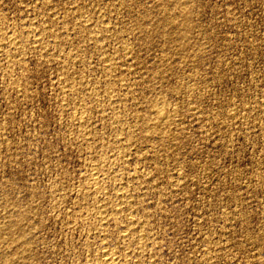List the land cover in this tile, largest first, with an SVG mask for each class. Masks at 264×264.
<instances>
[{
  "label": "rangeland",
  "instance_id": "rangeland-1",
  "mask_svg": "<svg viewBox=\"0 0 264 264\" xmlns=\"http://www.w3.org/2000/svg\"><path fill=\"white\" fill-rule=\"evenodd\" d=\"M0 31V259L264 264V0H0ZM117 183L126 240L91 214Z\"/></svg>",
  "mask_w": 264,
  "mask_h": 264
},
{
  "label": "bare ground",
  "instance_id": "bare-ground-1",
  "mask_svg": "<svg viewBox=\"0 0 264 264\" xmlns=\"http://www.w3.org/2000/svg\"><path fill=\"white\" fill-rule=\"evenodd\" d=\"M185 15V14H184ZM101 21V20H100ZM166 21V20H165ZM164 21V22H165ZM32 22V21H31ZM29 24V23H28ZM31 24V23H30ZM84 25V24H83ZM42 26H44V25H42ZM42 26H41V28H42ZM47 26V25H46ZM34 27V26H33ZM45 27V26H44ZM40 28V27H39ZM39 28H37V29H39ZM46 28V27H45ZM49 28V27H48ZM36 29V30H37ZM44 29V28H43ZM41 30V29H40ZM23 31V30H22ZM27 31V30H26ZM33 31V30H32ZM1 32V31H0ZM19 32V31H18ZM40 32V31H39ZM48 32V31H47ZM3 33V32H2ZM2 33H0V34H2ZM31 33V32H30ZM41 33V32H40ZM43 33V32H42ZM9 34V33H8ZM17 34V33H16ZM20 34H22V33H20ZM46 34V33H45ZM92 34V33H91ZM98 34V33H97ZM32 34H30V36H31ZM37 35V34H36ZM1 36V35H0ZM40 36H42V35H40ZM3 37V36H2ZM19 37V36H18ZM24 37V36H23ZM21 38V37H20ZM25 38V37H24ZM29 38V37H28ZM33 38V37H32ZM37 38V37H36ZM35 38V39H36ZM57 38V37H56ZM90 38H92V37H90ZM26 39V38H25ZM24 39V40H25ZM43 39H45V37L43 38ZM1 40V39H0ZM30 40V39H29ZM55 40V39H54ZM99 40V39H98ZM36 41H37V39H36ZM40 41V40H39ZM94 41H95V39H94ZM21 42V41H20ZM20 42L17 40V37L16 36H9V37H7V38H5L4 37V39H3V41H0V50H2V49H4V48H8L9 49V51H11V50H13V52L15 51V53H16V55H18L17 53H19L18 51H19V49H20ZM33 42V41H32ZM40 43H42V42H39V44ZM24 44V43H23ZM33 44V43H32ZM38 44V45H39ZM35 46H37L36 44H34ZM41 45V44H40ZM25 46H27V45H25ZM44 46H46V45H44ZM21 47H22V45H21ZM41 47V46H40ZM42 47H43V45H42ZM35 48V47H34ZM38 48V47H37ZM44 48V47H43ZM24 49V48H23ZM32 49V48H31ZM36 49V48H35ZM40 49V48H39ZM18 50V51H17ZM22 50V49H21ZM27 50V49H26ZM4 51V50H3ZM6 51V50H5ZM46 52V51H45ZM6 53V52H5ZM15 53H13V54H15ZM1 54H3V53H1ZM9 54V53H8ZM11 54V53H10ZM9 54V55H10ZM5 55V54H4ZM21 55V54H20ZM47 55V54H46ZM45 55V56H46ZM48 55H49V53H48ZM3 58H4V56L3 55H1ZM12 56V55H11ZM14 56V55H13ZM12 56V57H13ZM105 56V55H104ZM5 57H7V56H5ZM22 57V56H21ZM11 58V57H10ZM14 58V57H13ZM6 59H9V58H6ZM17 60H18V58H16ZM19 59H21V58H19ZM57 59V58H56ZM4 60H5V58H4ZM105 60V59H104ZM6 61V60H5ZM11 61H13V59L11 60ZM15 61V60H14ZM19 61V60H18ZM8 62H9V60H8ZM67 62V61H66ZM12 63V62H11ZM21 63V62H20ZM73 63V62H72ZM76 63V62H75ZM13 64V63H12ZM11 64V65H12ZM17 64V63H16ZM113 64V63H112ZM8 65H10V62H9V64ZM108 65H110V64H108ZM12 67V66H11ZM111 68V67H110ZM13 82V81H12ZM72 84V83H71ZM16 85V84H15ZM68 85H70V84H68ZM73 85V84H72ZM17 86H18V84H17ZM67 88V87H66ZM107 88H109V87H107ZM69 89H71V88H69ZM65 90V89H64ZM68 90V89H67ZM72 90V89H71ZM108 90V89H107ZM66 91V90H65ZM69 91V90H68ZM93 91V90H92ZM69 92H72V91H69ZM67 93V92H66ZM110 93V92H109ZM108 93V94H109ZM77 94V93H76ZM90 94V93H89ZM93 94V93H92ZM80 95V94H79ZM100 99V98H99ZM73 101V100H72ZM66 104V103H65ZM112 104V103H111ZM82 105V104H81ZM156 106V105H155ZM148 107V106H147ZM159 108V107H158ZM161 109V108H160ZM262 109V108H261ZM143 111V110H142ZM153 112V111H152ZM149 113V112H148ZM153 113H155L154 115V117H155V119L156 120H158V122H159V120H160V113H162V112H160V110L159 109H157V110H155V112H153ZM113 114V113H112ZM82 115V114H81ZM146 116V115H145ZM152 116V115H151ZM80 117V116H79ZM79 117H77V119L79 118ZM164 117V116H163ZM166 117H168V116H166ZM75 118H76V116H75ZM81 118V117H80ZM150 118V117H149ZM149 118H147V119H149ZM83 119V118H82ZM142 119V118H141ZM154 119V120H155ZM166 119V118H165ZM84 120V119H83ZM83 120L81 121H79V123L80 124H77L78 126L79 125H81L82 127L83 126H85L84 125V122H83ZM118 120V119H117ZM153 119H151L150 121H152ZM155 120V121H156ZM172 120V119H171ZM86 121V120H85ZM167 121H169V120H167ZM77 122V121H76ZM75 122V123H76ZM117 122H119V121H117ZM121 122V121H120ZM86 124H87V122H85ZM115 123H116V121H115ZM138 123V122H137ZM153 123V125L155 126V124H154V121L152 122ZM152 123H150V126H151V124ZM156 123V122H155ZM73 124H74V121H73ZM145 125L144 126H148V123L146 122V123H144ZM147 124V125H146ZM157 124V123H156ZM166 124V123H165ZM143 126V125H142ZM80 127V126H79ZM87 127H89V126H86V128ZM141 128V127H140ZM155 128V127H154ZM153 128V129H154ZM156 128H158V126H156ZM155 128V129H156ZM151 129V128H150ZM83 130H85V129H83ZM142 130V129H141ZM146 130V129H145ZM158 130H160V129H158ZM78 131V130H77ZM80 131V130H79ZM146 131H149V129L148 130H146ZM152 131V130H151ZM151 131H149V132H151ZM154 131V130H153ZM154 132H157V131H154ZM159 132V131H158ZM85 133V132H84ZM116 133V132H115ZM120 134V133H119ZM153 135V134H152ZM119 136V135H118ZM88 137V136H87ZM84 138V137H83ZM84 139H86V138H84ZM89 139V138H88ZM144 139V138H143ZM116 141V140H115ZM124 144V143H123ZM126 145V144H125ZM102 147H104V146H102ZM121 147V146H120ZM107 149V148H106ZM114 149V148H113ZM118 149V148H117ZM120 149V148H119ZM127 149V148H126ZM115 150V149H114ZM107 151V150H106ZM122 151V150H121ZM112 152V151H111ZM109 156V155H108ZM118 158V157H117ZM121 159V158H120ZM116 163V162H115ZM95 166L93 167V168H91L92 169V171H90V174H89V177L87 178V180H86V182L83 184V187H81L80 189L82 190V194L84 195V196H87L88 197V199H89V197H90V199L92 200V198L94 199H96V197L101 193V190H102V187H101V185H102V181L105 179V173H108V170H107V172H105L104 173V171H105V168H102V170L104 169V171L102 172V170H100V169H98L97 167H96V164H94ZM98 165V164H97ZM103 165V164H102ZM100 166V165H99ZM105 167H106V165H105ZM100 168V167H99ZM107 168V167H106ZM89 170V169H88ZM109 176V175H108ZM130 176V175H129ZM112 177H113V175H112ZM136 177V176H135ZM106 181H107V179H106ZM122 181V180H121ZM115 182H117V181H115ZM106 183V182H105ZM118 183H119V181H118ZM114 184V185H118V186H116V194H114V195H116V197H119L120 199H119V202L118 203H116L115 202V206L113 207L112 206V208H110L111 207V204H109L110 206H109V208H108V204H107V201L109 200H107V201H105V199L104 200H102L101 201V198L99 199L100 201H98L97 203V205H96V207L93 209V211H92V217L94 218V220H95V227H94V229H96L98 232L96 233V234H98V233H100V235L103 233V231H104V229H105V226H106V223H107V219H108V217L109 216H111V217H113L115 220H117V218H119L118 216H120V215H122V214H120V213H122L123 211H124V214H123V218H124V220H125V223H126V225L125 226H123L124 228H121V229H119L120 227L119 226H117L118 224L117 223H119V221L116 223V222H114V224L116 223L117 225V229H119L118 231H117V229L115 230L116 232H117V236L118 237H121V238H125V240H126V238L127 237H129L130 238V235H132V233H134L137 229H138V231H139V227L140 226H143V225H141L142 223H140L139 225V227L136 229L135 228V225L138 223H136V220L135 219H137V218H134L135 216H134V211H133V209H132V207H131V205H130V202L131 201H133V200H131L132 198H134V197H132V198H128V199H130L131 201L129 202V200L126 198V197H128V196H124V194H123V192H122V190H124V186H125V184L123 185L122 184V186L124 187V188H122V190H121V188L119 187V184ZM113 184V183H112ZM112 184H110V185H112ZM121 185V184H120ZM79 186H81V185H79ZM103 186H105V185H103ZM113 186V185H112ZM104 188V187H103ZM113 188V187H112ZM79 189V188H78ZM105 189V188H104ZM114 189V188H113ZM112 189V190H113ZM127 190V189H126ZM77 192H79V190L77 191ZM107 192V191H106ZM128 192H129V190H128ZM124 193H125V191H124ZM102 194V193H101ZM126 194H127V192H126ZM108 195V194H107ZM113 195V194H112ZM129 195V194H128ZM133 195V194H132ZM79 196V195H78ZM82 196V195H81ZM101 197H102V195H100ZM104 196V195H103ZM105 197V196H104ZM109 197V196H108ZM114 197V196H113ZM129 197H131V196H129ZM103 198V197H102ZM112 198V197H111ZM115 198V197H114ZM82 199H83V197H82ZM97 199H98V197H97ZM79 200H81V199H79ZM90 200V201H91ZM111 200V199H110ZM86 201V200H85ZM113 201V200H112ZM116 201V200H115ZM89 202V201H88ZM94 203H95V201H93ZM114 202V201H113ZM112 202V203H113ZM134 202V201H133ZM81 203H82V200H81ZM84 203V202H83ZM86 203V202H85ZM108 203H110V201H108ZM93 204V203H92ZM88 205V204H87ZM133 206H135L134 204H132ZM81 206V205H80ZM89 206V205H88ZM135 208V207H134ZM136 210V209H135ZM122 211V212H121ZM137 212V211H136ZM78 215V214H77ZM24 216V215H23ZM75 216V215H74ZM84 216V215H83ZM10 217V215L7 217V218H9ZM18 217V216H17ZM22 217V216H21ZM76 217V216H75ZM4 218V217H3ZM6 218V217H5ZM16 218V217H15ZM19 218V217H18ZM72 218H73V215H72ZM21 219V218H20ZM74 219V218H73ZM81 219V218H80ZM84 219V218H83ZM111 219V218H110ZM120 219V218H119ZM140 219V218H139ZM73 222L75 221V220H72ZM112 221H114V220H112ZM112 221H111V223H112ZM123 221V220H122ZM138 221H140V220H138ZM20 222V221H19ZM72 222V223H73ZM85 222V221H84ZM124 222V221H123ZM5 223V222H4ZM120 223H122L121 222V220H120ZM144 223V222H143ZM11 224V223H10ZM85 224V223H84ZM109 224H110V222H109ZM12 225V224H11ZM145 225V224H144ZM91 226V225H90ZM107 226H108V224H107ZM115 226V225H114ZM115 226V227H116ZM121 226V225H120ZM20 227V226H19ZM119 227V228H118ZM122 227V226H121ZM11 228V227H10ZM16 228H18V227H16ZM91 229H92V227H90ZM141 228V227H140ZM6 229V228H5ZM89 229V228H88ZM110 229V228H109ZM136 229V230H135ZM17 230H19V229H17ZM93 230V229H92ZM144 231V229H141V231ZM2 231V230H1ZM90 231V230H89ZM115 231H113L114 233H115ZM137 231V232H138ZM141 231L137 234V238H144L145 237V235L143 234V233H141ZM93 233H94V230L92 231ZM146 232V231H145ZM89 233V232H88ZM106 233H107V229H106ZM105 233V234H106ZM3 234V233H2ZM95 234V235H96ZM147 234V233H146ZM18 235V234H17ZM94 235V234H93ZM103 235V234H102ZM102 235H101V237H102ZM114 235H116V234H114ZM136 235V234H135ZM135 235H133V236H135ZM1 236V235H0ZM97 237H98V235H97ZM103 237H105L104 235H103ZM132 237V236H131ZM147 237H148V235H147ZM1 238V237H0ZM3 238H5V237H3ZM8 238V237H7ZM95 238H96V236H95ZM107 238V237H106ZM117 238V237H116ZM121 238H119L120 240H121ZM6 239V238H5ZM99 239H100V237H99ZM118 239V238H117ZM128 239V238H127ZM136 239V238H135ZM140 239V240H141ZM146 239V238H145ZM8 239H6V241H7ZM14 240V239H13ZM22 239H20V241H21ZM103 240V239H102ZM102 240H99V241H102ZM107 240V239H106ZM105 240V241H106ZM129 240H131V239H129ZM10 241V240H9ZM124 241V240H123ZM132 241V240H131ZM137 241H139L138 239H137ZM143 241V240H142ZM145 241V240H144ZM143 241V242H144ZM8 242V241H7ZM11 242V241H10ZM12 243V242H11ZM101 244L99 245L100 247H99V252H97L98 253V256H97V258H96V255H95V257H94V259H92L93 258V256H92V261L93 260H95V258H96V263L95 264H121V260H123V259H121V256H119V255H117V253L118 252H116L117 250H114L113 249V247H114V245L110 242V244H112V246L110 247V246H108L109 244H104V243H102V242H100ZM109 243V242H108ZM28 244V243H27ZM89 244V243H88ZM138 244V243H137ZM140 244H141V242H140ZM87 245V244H86ZM129 245V244H128ZM144 245V244H143ZM27 246V245H26ZM88 246V245H87ZM90 246V245H89ZM116 246V245H115ZM120 246V245H119ZM122 246V245H121ZM145 246V245H144ZM1 247V246H0ZM24 247V246H23ZM125 247V246H124ZM124 247H121L122 249L124 248ZM127 247V246H126ZM125 247V248H126ZM138 247V246H137ZM140 247H141V245H140ZM124 248V249H125ZM129 248V247H128ZM135 248V247H134ZM121 249V250H122ZM140 249V248H139ZM126 250V249H125ZM144 250V249H143ZM1 251H2V249H1ZM1 251H0V255H2L1 254ZM5 251V250H4ZM118 251H119V249H118ZM130 251V250H129ZM22 252V251H21ZM122 252H123V250H122ZM124 252H126V251H124ZM123 252V253H124ZM89 253V252H88ZM96 253V254H97ZM122 253V254H123ZM129 253V252H128ZM5 254L7 255V253L5 252ZM122 254H120V255H122ZM4 255V254H3ZM10 255V254H9ZM8 255V256H9ZM11 255H13V254H11ZM91 255V254H90ZM3 257H5V256H3ZM6 258V257H5ZM28 258V257H27ZM127 258V257H126ZM126 258H124V259H126ZM4 259V258H3ZM2 258L0 259L1 260V263L2 264H6L7 262H4V260H3ZM9 259V258H8ZM8 259H5V261L7 260L8 262H10ZM12 260H14V259H12ZM11 260V261H12ZM3 261V262H2ZM91 260H89L88 262H90ZM135 261V260H134ZM14 262V261H13ZM12 262V263H13ZM127 262V261H126ZM128 262H129V260H128ZM0 263V264H1ZM16 263V262H15ZM94 263V262H93ZM124 264H125V261L123 262ZM132 263V262H131ZM87 264H89V263H87ZM92 264V263H91ZM127 264V263H126Z\"/></svg>",
  "mask_w": 264,
  "mask_h": 264
}]
</instances>
